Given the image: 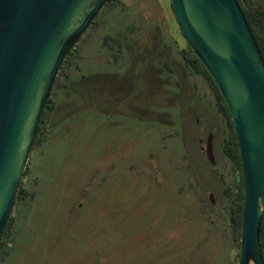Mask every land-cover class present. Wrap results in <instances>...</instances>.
Segmentation results:
<instances>
[{"label":"rangeland","instance_id":"obj_1","mask_svg":"<svg viewBox=\"0 0 264 264\" xmlns=\"http://www.w3.org/2000/svg\"><path fill=\"white\" fill-rule=\"evenodd\" d=\"M186 47L171 0L100 12L57 76L0 264H239L240 176Z\"/></svg>","mask_w":264,"mask_h":264},{"label":"water","instance_id":"obj_2","mask_svg":"<svg viewBox=\"0 0 264 264\" xmlns=\"http://www.w3.org/2000/svg\"><path fill=\"white\" fill-rule=\"evenodd\" d=\"M108 0H0V234L59 71ZM234 124L244 203L239 264H263L264 61L236 0H171Z\"/></svg>","mask_w":264,"mask_h":264},{"label":"trees","instance_id":"obj_3","mask_svg":"<svg viewBox=\"0 0 264 264\" xmlns=\"http://www.w3.org/2000/svg\"><path fill=\"white\" fill-rule=\"evenodd\" d=\"M112 1L113 0H108V2L106 3L103 9L111 5ZM236 2L238 3L242 11V14L246 20V23L252 32L256 45L264 61V13L260 10H256L252 8L248 9L247 8L248 0H236ZM98 15L91 25H94V23L97 21ZM75 52H76V45L70 51L69 55L67 56L64 63L62 64V67L60 69L61 71L63 67L67 64L69 58L73 56ZM181 55H182L183 64L189 70L202 75L206 79L211 89L212 97H213V101L215 103L216 109L218 113L220 114L221 119L224 124V139H223L222 153L224 157L235 168V170H237L240 176L239 185L236 187L235 193L233 194L226 193L227 202H228L227 211H228L229 224H230L233 236L239 242V245H240L242 210H243V203H244V187H243L241 156H240L239 145H238V140H237V136L235 133L234 124L231 120V115L226 105V102L224 98L222 97L216 83L214 82L210 73L207 71L205 66L202 64L199 58L195 55V53L193 52V50L188 44H187L186 49L182 51ZM60 78L61 77H57L54 83V86L52 88V91L50 93L48 103L46 105V108H45V111L43 113V117L41 120V124L38 129L37 138L33 144V147L39 142L40 132H41L42 126L45 123L46 116L53 112L54 106L51 104V95L56 87L62 86L60 83ZM23 175L24 176L26 175V170ZM27 196H28V192L20 184L15 202L24 201V199ZM10 232H11V220L8 218L3 228V231L0 234V251H2L7 246V243L9 242V239L11 237ZM259 242H260V249H261V257H262L263 264H264V214L262 215L261 221H260Z\"/></svg>","mask_w":264,"mask_h":264}]
</instances>
